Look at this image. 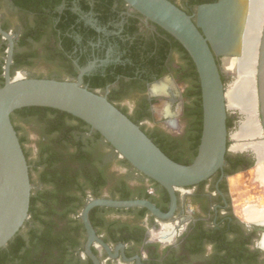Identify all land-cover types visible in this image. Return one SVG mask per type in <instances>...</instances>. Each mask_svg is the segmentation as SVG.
<instances>
[{
    "label": "flooded vegetation",
    "instance_id": "1",
    "mask_svg": "<svg viewBox=\"0 0 264 264\" xmlns=\"http://www.w3.org/2000/svg\"><path fill=\"white\" fill-rule=\"evenodd\" d=\"M175 4L197 22L200 5L190 9L187 4ZM0 24L14 41L12 77L24 73L27 78L77 81L87 70L84 87L107 96L130 119L144 114L140 128L151 136L176 142L181 162L193 163L197 154L188 144L194 137L193 119L187 115L189 101L185 97L190 83L178 75V51L166 31L124 0H0ZM8 48L9 41L0 35L3 78ZM24 62L27 66H20ZM223 78L225 83V74ZM159 83L168 85L166 94L154 92ZM174 84L183 88L180 97L172 91ZM164 101L172 106L180 103L178 116L157 117ZM228 120L237 123L240 117L228 111ZM93 133L90 130L87 137ZM30 139L36 147L42 137L32 130ZM232 142L229 135L223 169L206 181L175 191L176 209L170 219H160L146 208H94L91 223L110 250L93 244L92 252L100 263L264 264V222L237 215L229 189L232 178L258 171L261 164L255 151L235 152ZM106 152L107 184L100 198L112 199L109 188L119 184L133 196L129 200H148L163 213L170 212L172 199L164 187L131 165L118 163L123 159L111 146ZM259 190L264 197V189ZM91 199L99 198L88 193L85 206ZM84 230L78 259L80 264H94L85 253V226Z\"/></svg>",
    "mask_w": 264,
    "mask_h": 264
},
{
    "label": "water",
    "instance_id": "2",
    "mask_svg": "<svg viewBox=\"0 0 264 264\" xmlns=\"http://www.w3.org/2000/svg\"><path fill=\"white\" fill-rule=\"evenodd\" d=\"M124 1L148 21L175 38L196 65L203 100V131L198 154L190 165H182L170 159L140 126L113 105L107 96L83 86V75L87 70L81 72L77 81L27 78L24 73L12 77L10 71L13 64L14 41L12 35L4 31L0 24V35L9 41L5 83L0 88V249L8 245L30 218L34 186L30 179V166L12 122V115L20 109L51 108L84 121L91 130L103 137L121 159L160 184L171 196L172 207L167 214L148 200L108 198L89 200L82 211L81 219L88 235L85 253L94 264H101L92 252L94 243L110 252L108 246L97 236L91 223L90 213L94 208H146L154 216L167 220L173 216L176 209L177 189L206 181L225 166L230 135L227 120L231 108L228 106L223 74L233 78L235 76L224 70V54L215 44L202 20V13L219 8L222 0L200 5L197 22L170 0ZM256 85L258 116L264 138V20L258 52ZM233 111L239 115L242 122L243 114L238 110Z\"/></svg>",
    "mask_w": 264,
    "mask_h": 264
},
{
    "label": "trees",
    "instance_id": "3",
    "mask_svg": "<svg viewBox=\"0 0 264 264\" xmlns=\"http://www.w3.org/2000/svg\"><path fill=\"white\" fill-rule=\"evenodd\" d=\"M170 1L178 3L176 0ZM185 1L190 9L197 5L217 2V0ZM167 35L178 51L180 62L178 75L181 80L190 83L185 97L189 101L187 115L193 119L194 137L188 144L190 151L198 154L203 131V100L199 74L185 48L171 35ZM20 66L25 67L27 63L24 62ZM2 73L0 67V88L5 83ZM144 116L139 113L131 120L139 126ZM16 119L27 124L32 123L41 134L42 139L37 143V159L34 161L30 160L31 153L26 148L28 138L21 136V127L18 126ZM12 122L30 166L31 183L39 187L33 177V174L37 173L42 187L32 191L29 221L5 248L0 249V264H80L77 251L83 248L85 230L79 215L85 206L84 200L88 193H91L93 198H100L102 188L107 184L105 177L107 165L103 164V159L107 153V146L110 145L102 143L100 140L104 139L96 131L92 137H87L91 127L84 121L51 108L20 109L12 115ZM231 124L232 121L227 120L228 130ZM146 135L170 159L187 165L181 162L182 155L175 150L176 142L165 141L147 133ZM113 151L115 152L112 148ZM118 163L129 164L126 160ZM109 193L112 199H133V196L126 194V190L119 184L110 187Z\"/></svg>",
    "mask_w": 264,
    "mask_h": 264
},
{
    "label": "bare ground",
    "instance_id": "4",
    "mask_svg": "<svg viewBox=\"0 0 264 264\" xmlns=\"http://www.w3.org/2000/svg\"><path fill=\"white\" fill-rule=\"evenodd\" d=\"M202 20L224 54V70L235 76L234 83L226 91V97L228 106L240 111L244 118L239 132L233 135L236 143L232 149L256 152L261 164L258 168L259 178L264 183V141L258 117L256 85L264 0H222L219 8L204 11ZM154 87L155 93L166 94L168 85L162 83ZM165 114L172 115L169 108L165 110ZM261 203L260 208L254 204L248 205L244 211L245 218L264 222L262 199Z\"/></svg>",
    "mask_w": 264,
    "mask_h": 264
},
{
    "label": "rangeland",
    "instance_id": "5",
    "mask_svg": "<svg viewBox=\"0 0 264 264\" xmlns=\"http://www.w3.org/2000/svg\"><path fill=\"white\" fill-rule=\"evenodd\" d=\"M176 1L180 3L181 5L186 4L185 0H176ZM219 60L221 62V57H219ZM226 77L227 78H226L225 86L228 89L234 83L235 78L231 76H227V75ZM172 87H173L172 91L174 92V94L180 97L182 89H183L182 86L180 84L178 85L174 84ZM168 95H170L169 92H168ZM170 104L171 103H169L168 101H164V103L161 104L160 107L157 109V117L159 119H162L164 116L167 117V115L165 114V110L167 108H169L171 114L178 116V113L180 110V103L179 104L177 103L176 105H173V106ZM229 112L234 113L235 111L230 109ZM16 122L18 126L21 127V130H20L21 136H25L28 138V142L26 143V148L31 153L30 160L34 161L37 159L38 148H37V145L36 147L33 146L34 142H32L30 139V131L36 130V127L32 123L27 124L26 122L21 121L19 119H16ZM240 126H241V121L236 123L234 120H232V124L229 129L230 135L233 139L232 147L236 143L233 138V135L239 132ZM33 177H34L35 183L39 186V187L34 186V189L41 188L42 185L40 184L38 180V174L34 173ZM229 189H230L231 198H232L233 210L235 211L237 215L244 216L245 208L248 205L254 204V206L258 208L262 207L261 199L263 200V203H264V197L262 196L259 190V189H264V183L259 178L258 171L243 172L242 174L235 176L229 181Z\"/></svg>",
    "mask_w": 264,
    "mask_h": 264
}]
</instances>
